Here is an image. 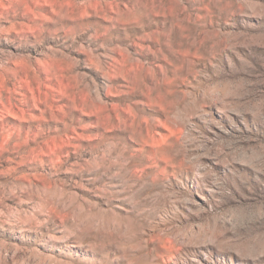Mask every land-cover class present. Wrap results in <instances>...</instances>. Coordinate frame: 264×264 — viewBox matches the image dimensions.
I'll list each match as a JSON object with an SVG mask.
<instances>
[{
  "label": "rangeland",
  "instance_id": "374dc122",
  "mask_svg": "<svg viewBox=\"0 0 264 264\" xmlns=\"http://www.w3.org/2000/svg\"><path fill=\"white\" fill-rule=\"evenodd\" d=\"M0 264H264V0H0Z\"/></svg>",
  "mask_w": 264,
  "mask_h": 264
},
{
  "label": "bare ground",
  "instance_id": "6f19581e",
  "mask_svg": "<svg viewBox=\"0 0 264 264\" xmlns=\"http://www.w3.org/2000/svg\"><path fill=\"white\" fill-rule=\"evenodd\" d=\"M41 5H44V4H41ZM41 5H40V6H41Z\"/></svg>",
  "mask_w": 264,
  "mask_h": 264
}]
</instances>
